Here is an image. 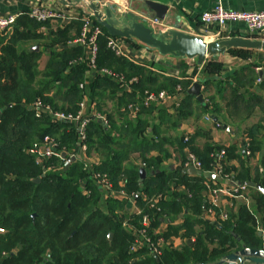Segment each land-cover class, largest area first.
<instances>
[{"label": "trees", "instance_id": "obj_1", "mask_svg": "<svg viewBox=\"0 0 264 264\" xmlns=\"http://www.w3.org/2000/svg\"><path fill=\"white\" fill-rule=\"evenodd\" d=\"M86 15L80 12L75 19L52 25L50 20L37 21L22 14L10 34L0 32V227L4 230L0 232V264H210L242 245L264 247L261 191L248 185V203L233 198L227 218L211 221L203 216L208 206L205 183L220 185L222 178L192 175L181 166L187 149L208 171L213 155L223 149L224 173L235 181L260 183L264 188V153L257 163L252 162L264 141L260 137L264 131V60L253 55L261 50L228 49L226 53L245 62L224 77L222 63L216 56L207 57L196 81L202 86L203 102H199L187 93L193 83L190 79L157 73L116 55L107 47L106 30L94 17L104 34L97 36L91 67L85 48L71 44ZM35 45L40 49L34 50ZM42 53L47 59L41 66ZM188 75L182 71L181 77ZM161 90L184 93L174 113L159 103L143 104L144 91ZM83 99L106 120L91 117L86 125L88 155L97 153L99 160L91 170L79 159L67 166L57 156L37 164L27 152L34 142L49 135L67 158L78 150L77 129L75 123L53 120L47 113L36 117L28 106L40 100L55 110L77 112ZM129 103L139 107L132 118L128 117ZM255 108L262 116L247 130L244 137L248 141L243 139L241 147L237 142L199 144L195 136L184 141L181 135L175 141L180 165L163 168L170 141L161 124L176 128L184 117L197 113L216 116L221 126L243 112L246 115L240 121L245 120ZM154 112L159 124L153 122ZM246 143L249 155L244 152ZM134 153L138 154L136 164ZM140 168L146 172L143 180ZM92 172L105 173L111 191L123 189L140 212L128 209L132 203L128 196L107 195ZM36 178L39 182H34ZM156 194L163 195L156 203L161 211L146 227L148 238L155 242L158 236L169 238L182 232L186 240L194 239L176 247L163 244L157 258L148 244L131 250L134 235L126 225L141 227L142 216L153 214L143 195Z\"/></svg>", "mask_w": 264, "mask_h": 264}, {"label": "crops", "instance_id": "obj_2", "mask_svg": "<svg viewBox=\"0 0 264 264\" xmlns=\"http://www.w3.org/2000/svg\"><path fill=\"white\" fill-rule=\"evenodd\" d=\"M144 0H102L100 10L103 11L104 7H111L112 11L115 14L122 12L133 11L137 14L143 12L140 8ZM159 4L167 6L166 15L163 19H158L157 24H153V19H147L145 16L147 14L141 15L145 18L147 24H150L155 28V30H166L170 28L180 29L182 31L196 34L204 38L205 40H215L222 37L229 36H242L250 37L253 39H264V29L261 32L250 35L248 34L246 27L242 23L230 24L227 27L226 31H223L219 34L218 28L216 26H207L200 22L199 15L205 11L211 9L216 4H221L225 9L228 10H239V11H259L264 10V0H149ZM97 3V1H94ZM46 6L52 10L60 11L68 16H71L72 19H75L79 16L80 12H86L87 14L91 13L88 8L82 3L73 4H62L60 0H0V14H16L22 15L26 14L28 10L34 5ZM67 16V17H68ZM70 19V20H72ZM69 20L67 18L61 19L56 18L50 20L52 25L66 23ZM44 30V28H42ZM122 41L129 53V56L134 60L131 61L138 65H143L150 68L152 71L157 73H163L170 76H178L179 79H190L192 82L199 80L200 74L202 73V63L198 65L194 59H189L186 57H178L170 54L161 55L157 52L156 49L146 47L135 39H124ZM136 43V44H134ZM38 46V45H35ZM40 49V47H38ZM37 49V50H38ZM253 55L258 60H264V51L253 52ZM47 59V55L42 53L40 58V65H44V62ZM216 60L222 63V73L221 76H226L230 74L234 68L239 67L245 61L241 60L238 57L232 56L226 52L223 54L216 55ZM196 63V64H195ZM260 68H257L259 70ZM182 71L188 76H182ZM260 79L258 78L257 81ZM191 86V85H190ZM202 88V86H201ZM182 92L175 94H168L169 96L160 102L159 104L166 108L169 113H174L176 107L179 105L182 97ZM193 100H197L196 96L193 95ZM87 112H92L94 109H91V106L87 102ZM251 113L249 117H246L245 120H241L242 117L246 115V112L238 114L235 117V120L232 119L226 126L230 127L231 131L228 132L223 129L221 126H218L216 122L212 119H205L204 114L198 115L197 113L192 116L184 117L183 120L178 124L176 128H166V125L161 124L160 129L164 131L170 143L166 144L167 150L169 151V157L163 163V168L167 169L176 167L180 165L175 158L176 145L175 141L179 136H195V141L199 144H202L205 141H210L214 143H223L230 145L233 142H237L238 146L241 147V142L246 140L245 133L247 130L259 122L262 113L259 109L255 108L254 110L248 111ZM153 122L154 124H159V119L156 117V112L153 113ZM129 118L130 115H128ZM264 132V131H263ZM261 133L260 137H264V133ZM244 139V140H243ZM156 151H151L150 154H154ZM187 149H184V155H186ZM264 153V141L262 142L260 150L256 151L255 157L252 159L253 163H257L260 159V155ZM94 154V159L99 160L97 153ZM138 154H133V163H138ZM231 163L236 164V161ZM238 199V198H237ZM236 199V200H237ZM240 200V198H239ZM230 202L226 198L222 199L221 208L228 209ZM135 205L133 203L128 204V209L133 211ZM181 220L175 221V223H180ZM161 228V226H160ZM159 230V228H158ZM182 232H179L177 235L171 237L181 238V243L191 242L190 239L186 240L182 237ZM178 241V240H177ZM245 264H254L246 262Z\"/></svg>", "mask_w": 264, "mask_h": 264}, {"label": "built area", "instance_id": "obj_3", "mask_svg": "<svg viewBox=\"0 0 264 264\" xmlns=\"http://www.w3.org/2000/svg\"><path fill=\"white\" fill-rule=\"evenodd\" d=\"M29 17L37 20V21H46V20H53L56 18H67L68 20L72 19L71 16L64 14L60 11L52 10L46 6L42 5H34L28 12L26 13ZM19 15L16 14H0V32L5 34H10L13 30V25L16 21V18ZM68 16V17H67ZM83 21L81 32L79 36H77L74 40L71 41V44H81L85 48L86 58H88V62L90 63L91 67H94V58L96 55V39L97 36L103 33V29L100 25L94 24L92 20V14L89 13L88 15L81 18ZM199 20L202 24L207 26H216L218 28L219 34L223 31L227 30V27L230 24L235 23H242L245 25L248 34L253 35L258 32H261L264 29V10L259 11H239V10H228L225 9L221 4L214 5L211 9L203 11L199 15ZM159 21L158 19H153L152 23L157 24ZM107 47L112 50L116 55L125 57L126 59L133 61L134 60L129 56V53L122 41L121 38L113 37L108 35L107 36ZM101 71L112 74L109 70L102 69ZM120 81H123V77L120 75H116ZM132 80H136L133 78ZM83 83L80 84L82 88ZM126 89H129L127 83L124 85ZM180 90V87H178ZM168 93L165 90H161L158 92L153 91H144L143 94V104L149 105L151 103L157 102L160 103L168 97ZM29 109L34 111L36 117L41 116L43 113H47L50 115L53 120L58 121H68L75 123L77 129V137H78V150L72 152L66 158L63 156L59 150H57V144L53 140V138L49 135L43 136L39 141H36L32 144V146L27 150L28 154L32 155L35 159L37 164L41 163L44 159L51 158L52 156L59 157L62 161L66 162L71 157L79 158V160L83 163L84 168L91 170V165L93 162H97L94 159V156L88 155L87 146L84 142L86 139V125L89 122L90 118H99L106 123V120L102 115L99 113L92 111L87 113V101L83 99L79 104V109L77 112H70L64 110H55L52 109L50 106L43 104L40 100L34 101L31 105L28 106ZM128 112L130 117H133L136 112L139 111V107L136 103H129L127 106ZM208 119V117H206ZM218 126L219 123L216 122ZM189 138L188 135H184L183 139L186 141ZM248 139H246V142ZM246 155L250 154V150L248 149V144H245ZM223 155L224 150H220L219 153L213 155V167L208 170L207 172L210 174L216 175V177L222 178L220 185H211L210 183H205V190L204 194L206 195L207 204L204 211V218L214 221V220H224L227 218L228 213L226 209L221 208V202L223 198H226L228 202H230L233 198H241L246 203H248V199L245 196L247 191V183L243 182L239 185L236 184V181L229 177L228 174L223 172ZM144 165V164H142ZM182 168L184 170H188L190 168L194 169H202V163L200 160L196 158V156L187 150L184 160L182 161ZM92 177L99 186L104 190V192L111 196V197H127L128 195L126 192L121 189L117 192L111 191V183L108 180L105 173L99 172H92ZM210 179V178H207ZM181 189V186L177 187ZM129 200L133 203L131 196H128ZM163 197L161 194H156L151 197L143 195V198L147 200L148 207L153 210V214H144L141 218V227H137L135 225L126 223V225L132 230L134 235V240L131 245V250H135L136 248L143 246L144 244H148L151 249L152 253L156 254L157 249L166 244L171 247H176L181 245L182 241L181 238H162L158 236L157 240L154 242L146 235V227L149 225L151 217H155L157 213L161 210L157 207V202ZM137 213L140 212L138 207L134 208ZM164 227V225H163ZM3 228L0 227V232H3ZM158 232V229L155 231ZM191 242L194 240L193 237L189 238ZM178 240V241H177Z\"/></svg>", "mask_w": 264, "mask_h": 264}, {"label": "water", "instance_id": "obj_4", "mask_svg": "<svg viewBox=\"0 0 264 264\" xmlns=\"http://www.w3.org/2000/svg\"><path fill=\"white\" fill-rule=\"evenodd\" d=\"M97 1V3H94ZM102 0H60L62 4L68 5L74 3L84 4L91 12L95 20L106 30L107 34L117 38L135 39L146 47L156 49L161 55H173L178 57H186L194 59L198 65H201L207 57L223 54L230 48H249L264 51V39H253L250 37L242 36H229L222 37L215 40H205L199 35L191 34L180 29H166L155 30L153 26L147 24V19H163L166 15L167 6L144 0L140 5L143 12L137 14L136 12H122L115 14L111 7H104L103 11L100 10ZM34 50L38 49V46L33 47ZM259 74L262 71L259 70ZM187 93L195 95L197 101L203 102V95L201 93V86L198 82H193L187 89ZM1 112V111H0ZM211 119L214 122L218 121V118L211 115ZM221 127L230 132V127L226 124H222ZM65 156V153H62ZM76 157H71L65 162V165H69L74 161ZM45 171V168H43ZM189 174L203 176L216 180V175L210 174L207 171L201 169L190 168L187 170ZM144 168L139 169V177L141 180L145 177ZM34 182H39V178L34 179ZM241 182L236 181V184ZM247 185L257 188L264 194V188L260 183L248 182ZM261 234V231H259ZM155 258L156 254L152 253ZM246 262L254 264H264V247L262 248H248L244 245L238 250L226 254L218 262L210 264H245Z\"/></svg>", "mask_w": 264, "mask_h": 264}, {"label": "rangeland", "instance_id": "obj_5", "mask_svg": "<svg viewBox=\"0 0 264 264\" xmlns=\"http://www.w3.org/2000/svg\"><path fill=\"white\" fill-rule=\"evenodd\" d=\"M93 17V16H92ZM93 20V19H92ZM257 69V68H256ZM154 103H156L157 104V102H154ZM211 115L212 114H204L203 116H204V118L206 119V117H208V119H211ZM77 144H78V140H77ZM78 148H79V145H78ZM74 151H76V150H74ZM73 151V152H74ZM91 156V155H90ZM79 159V158H78ZM76 160V159H75ZM241 183H243V182H241ZM246 183V182H245Z\"/></svg>", "mask_w": 264, "mask_h": 264}]
</instances>
